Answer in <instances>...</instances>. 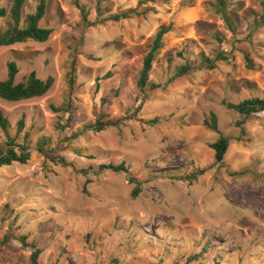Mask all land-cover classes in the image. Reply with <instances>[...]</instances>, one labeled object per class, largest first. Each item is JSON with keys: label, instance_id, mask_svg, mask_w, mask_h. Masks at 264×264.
<instances>
[{"label": "rangeland", "instance_id": "rangeland-1", "mask_svg": "<svg viewBox=\"0 0 264 264\" xmlns=\"http://www.w3.org/2000/svg\"><path fill=\"white\" fill-rule=\"evenodd\" d=\"M226 2L236 35L216 0H48L40 26L54 31L50 39L0 48V80L9 62L20 68L18 83L33 71L55 79L43 97L0 99L13 131L25 117L33 135L28 164L0 168V242L8 238L0 264H31L21 237L42 250L40 264H264V112L242 135L243 118L223 106L264 99V0ZM38 3L27 0L23 20ZM131 10L148 13L111 20ZM171 24L150 76L160 88L143 94L144 58ZM221 49L229 62L201 66L202 55ZM240 50L251 52L254 69ZM188 62L195 69L178 76ZM70 101V114L54 110ZM210 114L231 140L222 164L210 148L220 137L205 127ZM101 119L119 124L98 132ZM41 138L67 165L41 156ZM122 163L130 175L97 170ZM136 183L143 191L133 199Z\"/></svg>", "mask_w": 264, "mask_h": 264}, {"label": "trees", "instance_id": "trees-1", "mask_svg": "<svg viewBox=\"0 0 264 264\" xmlns=\"http://www.w3.org/2000/svg\"><path fill=\"white\" fill-rule=\"evenodd\" d=\"M27 0H13V3L8 10L5 7L0 8V19H8L6 28L0 32V48L12 47L18 44H24L28 42L46 43L53 35L52 29L42 28L41 22L47 15L48 0H39L36 10L33 14H29L25 20H23V8ZM216 10L218 14H221L231 31L234 35L237 33L235 22L227 14V2L226 0H216ZM264 8V2H263ZM148 10H145L141 14H138L136 10L125 12L121 15L111 17V20L118 23L122 20H127L135 15H147ZM172 24L168 27L161 28L154 39L153 45L149 53L146 55L143 61V68L140 74V78L137 83L138 89L143 93L147 94V91H155L160 88L159 85L151 83L150 76L153 71V63L156 55L163 47L164 38L172 33ZM241 43V42H239ZM243 55V59L248 69H254L255 63L251 56V52L248 50H240ZM233 58L232 53L221 49L213 58L202 55L201 66L209 70H214L220 63L229 62ZM8 74L5 80H0V99L7 102H20L27 101L35 98L45 96L54 86L55 79L50 76L43 80L37 76L36 72H31L25 81L17 82V76L20 72V68L16 62H9L7 65ZM195 69L193 63L188 62L178 70V76L187 75L191 70ZM76 68L73 66L72 70L68 74V82L72 91L76 85ZM113 77V73L109 72L102 78L97 80V89L100 88L102 81H107ZM228 110L238 113L243 121L237 123V127L241 130L242 135L245 134V122L253 119L256 115L264 112V99L252 98L246 99L238 104L230 103L228 101L223 102ZM72 102H68L63 107L54 108L56 112H63L70 114L72 112ZM102 122V123H101ZM157 122V121H156ZM154 122V123H156ZM119 122H106L103 123V119L97 123L96 131L100 132L105 130L108 126H117ZM205 127L213 132L220 135L218 127V119L215 114H210L208 119L205 120ZM0 132L4 137V142L0 143V168L10 167L14 164L26 165L32 158L31 144H32V133L26 130L25 117H23L17 124V129L14 132L11 122L4 115L3 111L0 110ZM242 141V137L239 138ZM50 144V140L47 138H41L37 142L38 152L46 160L49 159L51 162L59 165H67L64 158L50 157L47 155V148ZM231 140L228 137L220 135L219 139L210 145V148L215 152L216 163L222 164L225 156L230 148ZM98 172L103 171H114L116 173L125 172L130 175L129 168L122 163L118 166L105 165L97 168ZM86 173V170H82ZM133 181V180H132ZM89 183L87 180L86 186ZM86 191V187L85 190ZM143 188L140 183H136L132 198L137 199L142 193ZM19 241L25 248L31 249V264H40L39 258L42 254V250L37 247L34 243H29L26 237L19 238ZM8 238L3 239L0 245H6ZM196 259L199 256L195 257Z\"/></svg>", "mask_w": 264, "mask_h": 264}, {"label": "bare ground", "instance_id": "bare-ground-1", "mask_svg": "<svg viewBox=\"0 0 264 264\" xmlns=\"http://www.w3.org/2000/svg\"><path fill=\"white\" fill-rule=\"evenodd\" d=\"M248 203H250V202H248Z\"/></svg>", "mask_w": 264, "mask_h": 264}]
</instances>
